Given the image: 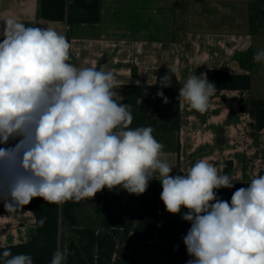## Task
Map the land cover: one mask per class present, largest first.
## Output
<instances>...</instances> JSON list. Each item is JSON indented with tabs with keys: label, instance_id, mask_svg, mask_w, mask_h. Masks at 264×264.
<instances>
[{
	"label": "clouds",
	"instance_id": "9594fccd",
	"mask_svg": "<svg viewBox=\"0 0 264 264\" xmlns=\"http://www.w3.org/2000/svg\"><path fill=\"white\" fill-rule=\"evenodd\" d=\"M70 43L53 28L4 21L0 38V202L8 212L34 198L48 204L92 199L123 189L142 195L161 184L165 210L190 223L182 237L186 264H264V175L236 188L234 177L199 159L185 173L159 159L164 145L151 126L131 128L130 104L117 102L113 72L69 63ZM264 62V49L253 55ZM168 70L161 89L171 87ZM217 88L206 74L190 75L178 100L208 109ZM155 97L169 103L162 90ZM182 209L187 211L182 212ZM44 219L39 221L43 226ZM179 245L176 246L178 248ZM59 247L50 264H66ZM0 264H34L31 254L0 252Z\"/></svg>",
	"mask_w": 264,
	"mask_h": 264
},
{
	"label": "crops",
	"instance_id": "0c3cea01",
	"mask_svg": "<svg viewBox=\"0 0 264 264\" xmlns=\"http://www.w3.org/2000/svg\"><path fill=\"white\" fill-rule=\"evenodd\" d=\"M252 1L99 0L98 23L84 24L69 23L76 16L73 9L64 21L52 22L39 17L40 0H0V38L9 17L26 26L53 28L67 37L74 66L113 72L115 87L152 86L160 68L173 69L181 87L190 75L208 70L248 75L249 90L217 89L204 112L179 100L181 122L174 143L179 152L162 150L159 156L173 175L185 173L199 159L223 174L231 162L234 182L245 183L264 174V128L257 131L249 114L239 109L250 99L264 100V62L253 60L264 49V38L249 25ZM72 2L66 0L68 6ZM34 223L30 211L8 212L0 202V248L28 242L35 235ZM71 228L59 218L57 248L68 249L62 232Z\"/></svg>",
	"mask_w": 264,
	"mask_h": 264
},
{
	"label": "trees",
	"instance_id": "16d2710c",
	"mask_svg": "<svg viewBox=\"0 0 264 264\" xmlns=\"http://www.w3.org/2000/svg\"><path fill=\"white\" fill-rule=\"evenodd\" d=\"M73 9L76 16L69 20V23L96 24L100 19L99 0H73L72 5L68 6L66 0H40L39 17L45 21L61 22L66 18V11ZM258 15H264V0H253L249 6V25L252 30L255 28V19ZM69 63L73 64V58L69 54ZM171 68H160L156 73V81L152 86L126 85L116 86L115 91L120 95L121 102L130 104L132 107L133 121L131 128L140 126H151L154 129L153 135L158 142H164L162 150H175L179 152V146L175 143V134L180 126V108L178 89L181 88L175 72L169 71L172 77L171 87L161 89L158 83L159 77L163 76ZM207 79L216 85L217 89H230L246 91L250 88V77L248 75H230L223 71L208 70ZM158 90H162L169 98V103L164 104L163 100L155 97ZM240 111L246 112L254 121L257 131L264 128V100L250 99L241 104ZM174 144V145H173ZM232 163L227 162L223 173L231 175ZM260 175H264L260 173ZM247 183H235L232 189H220L218 195L224 200H230L236 188L246 187ZM120 190L107 188L98 192L93 200L92 212L101 219L100 229L78 228L76 211L79 202L67 201L62 204H48L42 198H34L24 210L30 211L34 216L35 235L23 244L0 248L10 249L13 255L19 253L31 254L34 264H50L53 253L58 245L59 218L74 229V235L78 243L68 244L69 255L67 264H114L111 263L115 249V237L122 234L127 236L133 226V220L129 218H118L115 214V205L120 200ZM127 195L138 199L140 210L135 216L136 230L142 240L155 243L159 239L165 240L167 237L176 236L183 232L186 235L190 223L184 221L180 214H171L165 210L164 204L160 199L162 191L158 180L149 183L147 191L142 195ZM160 211V214L158 212ZM187 209H182V212ZM44 219L43 226L39 221ZM182 254L176 256L175 248ZM160 261V264H186L190 259L186 252L183 241L176 239V245Z\"/></svg>",
	"mask_w": 264,
	"mask_h": 264
},
{
	"label": "rangeland",
	"instance_id": "374dc122",
	"mask_svg": "<svg viewBox=\"0 0 264 264\" xmlns=\"http://www.w3.org/2000/svg\"><path fill=\"white\" fill-rule=\"evenodd\" d=\"M255 31L260 33L261 38H264V15H258L255 19ZM115 91V89H113ZM116 92V91H115ZM114 99L117 102H121L120 95L116 92ZM154 180H151V183ZM121 198L115 205V214L118 218H129L133 220V226L130 229L127 236L122 234L115 237V249L112 255L111 263L114 264H160V261L165 259L167 255L172 251L171 249L176 245V239L184 236L183 232L176 236L167 237L165 240L159 239L155 243H150L142 240L136 230L135 216L140 210L139 201L129 195L123 190H120ZM84 199L79 201V208L76 211L78 219V228H93L99 230V224L101 219L95 216L92 212L93 200ZM160 214V211L158 212ZM71 231H64V246L68 248L70 242L77 244L78 239L74 235V229ZM173 254L180 256L182 252L178 248L174 247Z\"/></svg>",
	"mask_w": 264,
	"mask_h": 264
}]
</instances>
